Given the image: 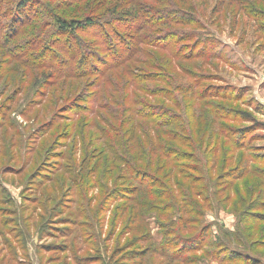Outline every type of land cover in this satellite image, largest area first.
<instances>
[{"label":"rangeland","instance_id":"374dc122","mask_svg":"<svg viewBox=\"0 0 264 264\" xmlns=\"http://www.w3.org/2000/svg\"><path fill=\"white\" fill-rule=\"evenodd\" d=\"M186 1L118 8L132 58L77 78L55 19L121 0L2 1L0 264H264V0Z\"/></svg>","mask_w":264,"mask_h":264},{"label":"trees","instance_id":"16d2710c","mask_svg":"<svg viewBox=\"0 0 264 264\" xmlns=\"http://www.w3.org/2000/svg\"><path fill=\"white\" fill-rule=\"evenodd\" d=\"M2 1L3 0H0V10L2 8L1 7ZM74 1H79V0H74ZM136 1L137 0H121V2H118L116 5H113L112 7H115V11H113L114 17H112V19H109L108 21L106 20L96 21L95 19L93 20L90 18L86 19L84 22L55 19V25L58 34L64 37H68L69 40L71 41L69 50L74 51V55L75 53L77 54V56L79 57L78 61H83V62L86 61L89 62L91 65V67H88L84 71L82 70H79L77 72L70 71L66 75V77L77 78L78 76H84V75H96L99 77H103L106 71H111L113 69L120 68L124 63H126L129 59L132 58L133 52L131 55L130 52L133 51V47L127 43V42L131 43L128 39L127 33L122 34L119 31L115 32L114 29L118 28L119 30L122 31L131 30L130 28H128L131 26L126 24L125 21L132 19V18L129 19V17L133 16L132 15L133 13L130 14L133 11V9L131 11L126 10V12L129 11V13L124 12L125 14H127L126 17L122 15L115 16L119 11L118 8L120 7L122 8V11L125 8L131 9L132 7L138 10L137 12L134 9V14H135L134 16H137L139 19L133 21L134 24L136 23L138 24V26H136L137 28L141 26L140 22L147 20L149 15L153 16V18L155 19L154 20L155 23L156 22L165 23V24L170 23L172 25L182 23L179 18V14L177 12L172 15V11L171 12L166 11L164 15H159V13H156V11H151V9H147L148 6L137 4ZM146 1H149V3L154 5L156 3L157 4L167 3V0H146ZM34 2L35 0H18L16 13L10 26V28H12L13 31H17L21 26L27 25V23H29L30 20L35 18V16L32 15V10L34 8L32 7V5L34 4ZM180 2H182V5L184 6H190V4L186 0H182V1L180 0ZM170 4H171L170 7H176V4L175 5L172 3ZM167 6L169 5L167 4ZM119 21L120 23H118ZM186 23H189V21H187ZM97 30L99 31V33L97 32ZM89 33L91 34L90 37L93 38L100 37L98 39L99 50L97 52L96 50L95 51L91 50L92 47L91 45L85 43L82 40L80 41L78 39L79 36L84 37ZM58 52L61 55V50H59ZM67 55H70V53H67ZM173 56L176 55L173 54ZM52 58L56 60V63L59 62V57L57 56V53H54V57ZM95 59L96 61H93ZM83 62H79V63L83 64ZM70 65L71 64L68 63V65L64 67H69ZM47 66H49L48 61H45L44 67Z\"/></svg>","mask_w":264,"mask_h":264}]
</instances>
